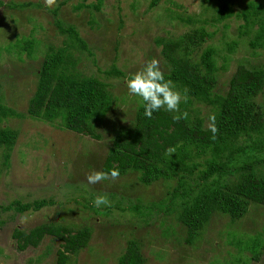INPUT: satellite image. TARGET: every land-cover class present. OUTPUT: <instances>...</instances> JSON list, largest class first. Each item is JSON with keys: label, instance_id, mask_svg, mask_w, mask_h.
Listing matches in <instances>:
<instances>
[{"label": "rangeland", "instance_id": "1", "mask_svg": "<svg viewBox=\"0 0 264 264\" xmlns=\"http://www.w3.org/2000/svg\"><path fill=\"white\" fill-rule=\"evenodd\" d=\"M27 1L36 5L10 6ZM152 1L56 0L49 8L44 0H0V101L22 115L0 120V127H10L17 133L10 149L0 146V264H52L60 246L58 238L45 236L37 247L24 251L17 250L12 238L16 227L28 230L49 222L74 230L90 227L88 245L70 257V264H117L131 239L140 243L145 264H264V245L254 259L243 246L254 237H260L264 244V206L252 204L247 213L234 221L216 213L197 239L187 243L185 227L175 214L153 209L137 215L130 209L131 204L149 207L161 200L175 181L158 180L144 185L138 181L136 172H128L115 181L87 182L90 171L101 170L112 129L128 124L134 116L139 97L129 92L127 80L153 58L159 61L163 72L168 70L156 38L174 39L190 32L200 20L214 15L209 4L216 3V0H156L155 4ZM247 1L233 0V8L238 10ZM55 20L65 27L73 25L86 43V51L74 54L78 59L76 68L102 78L114 95V103L96 125L99 139L27 115L28 100L35 91L37 70L44 54L49 45L59 46L64 39ZM242 22L231 17L225 22L210 20L206 24L214 35L203 47L214 46L218 51L216 65L225 66L217 73L218 91L226 90L239 65L264 70V45L253 49L248 37L238 36L237 28ZM22 38L34 40L31 54L9 46ZM231 41L237 43L228 51L226 43ZM112 68L124 74L104 73ZM249 86L257 104L250 130L262 134L264 73L252 75ZM194 106L199 107L204 125L208 126L209 107L199 102H194ZM101 193L109 196L108 209L93 204ZM43 198L54 203L23 212L10 206L15 201ZM22 216L27 217L24 224L20 223Z\"/></svg>", "mask_w": 264, "mask_h": 264}, {"label": "trees", "instance_id": "2", "mask_svg": "<svg viewBox=\"0 0 264 264\" xmlns=\"http://www.w3.org/2000/svg\"><path fill=\"white\" fill-rule=\"evenodd\" d=\"M155 3L153 0L152 4ZM233 3V0H216L214 5L209 4L214 15L200 20L201 23L190 32L174 39L156 38L168 68L163 72L165 79L172 80L182 94L188 90L187 102L182 100L179 113L161 109L149 119L144 115V104L139 97L131 121L112 129L111 142L101 164L102 171L118 167L121 176L136 172L138 181L144 185L158 180L175 181L161 200L149 207L131 204L130 209L137 215H145V211L149 213L153 209L167 215L175 214L177 221L185 227L184 241L187 243L197 239L216 213L234 221L247 213L250 205L264 206V132L256 134L250 130L257 104L249 86L252 75L262 74L264 70L239 65L228 80L226 90L218 91L217 73L225 66L216 65L218 51L214 46L203 47L214 35V31L207 30L206 24L210 20L225 22L231 17L243 20L237 28L238 36L248 37L250 47L255 49L264 45V2L248 0L238 10L233 8ZM30 5L36 4L27 1L10 6ZM54 23L64 34V39L59 46L49 45L44 54L37 70L35 91L28 100L27 115L99 139L96 125L114 103V95L102 78L76 68L78 59L74 54L86 51L87 47L74 26L65 27L60 20ZM224 27L228 25L224 24ZM236 43H226L227 50L231 51ZM34 45V40L27 38L9 44L28 54L33 52ZM198 50L200 52L194 54ZM104 73L108 76L124 74L117 68ZM194 102L208 106L211 114H215L219 131L214 140ZM185 111L187 119H173L174 115ZM7 116L22 115L0 101V120ZM16 136L12 128L0 127V146L10 149ZM170 147L175 150L172 154L167 153ZM5 157L8 158L7 153ZM53 203L52 199L43 198L24 203L15 201L10 206L23 212L39 210ZM105 207L108 209L109 206ZM90 234L89 226L74 230L68 225L49 222L28 230L16 227L12 238L17 250L24 251L28 247H37L45 236L56 237L60 246L52 264H70V257L88 245ZM263 245L260 237L249 238L243 244L253 259L259 257ZM117 264H145L140 243L128 240Z\"/></svg>", "mask_w": 264, "mask_h": 264}, {"label": "clouds", "instance_id": "3", "mask_svg": "<svg viewBox=\"0 0 264 264\" xmlns=\"http://www.w3.org/2000/svg\"><path fill=\"white\" fill-rule=\"evenodd\" d=\"M45 6L51 8L56 4V0H44ZM127 88L132 95L142 98L144 104V115L151 119L155 111L161 109L170 113H179L182 100L187 102L188 90L185 89L183 94L176 88L174 82L165 79L163 71L160 69L159 61L155 58L147 62L144 67L132 74L127 80ZM188 113L185 111L179 115H174L173 119H187ZM208 130L212 133V139L216 138L219 129L216 125V116L211 114L208 117ZM174 148H168L167 153H174ZM119 168L113 166L109 171L92 170L87 176L89 184H97L102 181H115L119 178ZM96 207L111 206V202L107 195H97L93 200ZM27 217L22 216L20 223L24 224Z\"/></svg>", "mask_w": 264, "mask_h": 264}]
</instances>
